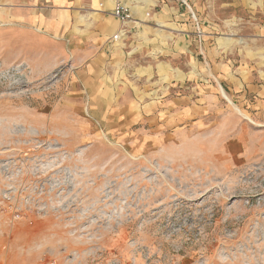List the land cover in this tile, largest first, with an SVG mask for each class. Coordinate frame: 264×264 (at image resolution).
I'll use <instances>...</instances> for the list:
<instances>
[{
	"label": "rangeland",
	"instance_id": "1",
	"mask_svg": "<svg viewBox=\"0 0 264 264\" xmlns=\"http://www.w3.org/2000/svg\"><path fill=\"white\" fill-rule=\"evenodd\" d=\"M120 1L72 33L0 20V264H264L263 119L232 158L117 123L196 99V59L264 53V0Z\"/></svg>",
	"mask_w": 264,
	"mask_h": 264
},
{
	"label": "crops",
	"instance_id": "2",
	"mask_svg": "<svg viewBox=\"0 0 264 264\" xmlns=\"http://www.w3.org/2000/svg\"><path fill=\"white\" fill-rule=\"evenodd\" d=\"M4 1L7 4L0 10V20H15L21 27H39L52 34L72 33L74 24H117L112 13L113 0H1V3ZM102 28L109 33L113 27ZM191 79H196V99L193 93L162 95L157 101L161 106L156 104L152 108L155 113L146 118L133 114L124 121L117 119L119 128L142 120L150 134H159L160 139L189 132L203 133L205 137L220 133L224 142L221 154L226 158L236 156L238 152H234L233 146L246 142L248 120L253 117L259 124L264 120V53L209 54L204 62L196 59V73Z\"/></svg>",
	"mask_w": 264,
	"mask_h": 264
},
{
	"label": "built area",
	"instance_id": "3",
	"mask_svg": "<svg viewBox=\"0 0 264 264\" xmlns=\"http://www.w3.org/2000/svg\"><path fill=\"white\" fill-rule=\"evenodd\" d=\"M112 13L116 18H118L123 23H127L131 19V15H132L130 7L126 3L121 1L117 2L114 5ZM122 35H123L122 30H120L118 33L114 35V39H118Z\"/></svg>",
	"mask_w": 264,
	"mask_h": 264
},
{
	"label": "bare ground",
	"instance_id": "4",
	"mask_svg": "<svg viewBox=\"0 0 264 264\" xmlns=\"http://www.w3.org/2000/svg\"><path fill=\"white\" fill-rule=\"evenodd\" d=\"M125 32V29H122V33Z\"/></svg>",
	"mask_w": 264,
	"mask_h": 264
}]
</instances>
